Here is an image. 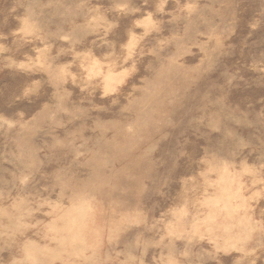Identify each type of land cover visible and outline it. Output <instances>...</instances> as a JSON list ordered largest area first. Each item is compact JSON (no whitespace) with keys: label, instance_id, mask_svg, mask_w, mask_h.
Instances as JSON below:
<instances>
[{"label":"rangeland","instance_id":"1","mask_svg":"<svg viewBox=\"0 0 264 264\" xmlns=\"http://www.w3.org/2000/svg\"><path fill=\"white\" fill-rule=\"evenodd\" d=\"M0 264H264V0H0Z\"/></svg>","mask_w":264,"mask_h":264}]
</instances>
